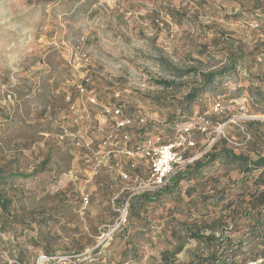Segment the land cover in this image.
<instances>
[{
	"label": "rangeland",
	"instance_id": "374dc122",
	"mask_svg": "<svg viewBox=\"0 0 264 264\" xmlns=\"http://www.w3.org/2000/svg\"><path fill=\"white\" fill-rule=\"evenodd\" d=\"M234 56L236 68L183 103L202 78L177 69L219 70ZM105 107L143 116L131 141L172 143L188 165L225 146L255 159L264 152V0H0V192L11 200L0 207V264H220L222 248L251 231L248 212L264 207L263 170L249 174L219 154L155 201L142 198L102 241L127 181L113 170L93 176L86 142L103 151L114 133L110 147L131 167L125 131ZM134 164L144 175L146 159ZM257 228L264 235V222ZM254 246L244 244L236 264Z\"/></svg>",
	"mask_w": 264,
	"mask_h": 264
},
{
	"label": "built area",
	"instance_id": "2783aa9c",
	"mask_svg": "<svg viewBox=\"0 0 264 264\" xmlns=\"http://www.w3.org/2000/svg\"><path fill=\"white\" fill-rule=\"evenodd\" d=\"M79 90L85 92L86 88L81 84L79 85ZM92 100L94 101V99ZM72 108L74 107L72 106ZM105 113L111 115V118L114 120L115 129L125 131V144L121 153L128 158V165L131 167H122L120 162H118L119 151L111 149L110 146L113 145L114 133L103 137L100 143V146L104 147L103 151L94 146L93 139L86 142L85 146L87 149L82 154V158L84 163L88 167H91L93 176L98 175L103 169L107 171L113 170L119 177L127 181V184L122 186L121 192L123 196L116 195L112 199L116 223L109 225L107 232H103L101 236L102 241L110 237L118 228L126 225L130 211V200L134 195L162 189L172 177L184 170L188 165L184 155L172 143L153 144L151 139L148 138L141 141H131L130 131L138 129L139 125L144 122V118L140 114L125 115L121 107H114L113 110L105 107ZM180 138L182 140H180L179 144L187 141L184 132L181 133ZM136 155H141L147 161L144 175L139 169L140 167H136V164H134ZM113 158L116 159L114 166L118 167H111L110 162ZM83 198L86 202L89 201L88 195H85ZM258 263L259 261H252L248 264Z\"/></svg>",
	"mask_w": 264,
	"mask_h": 264
},
{
	"label": "trees",
	"instance_id": "16d2710c",
	"mask_svg": "<svg viewBox=\"0 0 264 264\" xmlns=\"http://www.w3.org/2000/svg\"><path fill=\"white\" fill-rule=\"evenodd\" d=\"M236 65H237V59L234 56L232 58V60L230 61L229 66H225L219 70H211L208 72L200 73L199 71H197L194 68H189V69H185V70L177 69V71L174 74L179 78L190 76L192 73L196 74L195 72L199 73V75L202 78L201 83H199L198 85L191 86L189 88L188 92L184 95V97L182 99L183 103H185L186 105H190L197 98H199L201 94L205 93L206 88L209 85H211L218 77H221L227 71L236 68ZM157 83L160 84L161 86L165 87V88H168V87L174 85L173 80H166V79H161V80L157 81ZM261 124L262 123L260 121H257V120L250 121L248 123L249 126H252V125L258 126ZM141 132L145 134V132H147V128L143 129V131L141 130ZM222 150H223L222 152H219V151L209 152L206 154V157H204L203 159H197L193 165H187V167L184 170L178 172L174 177H172L171 180L168 182V184L165 187H163L162 189L154 191V192H144L138 196L134 195L132 197V199L130 200L129 214L131 212V207L134 209V208L139 207L141 205L140 200L142 198L145 199V201H147V202L153 201V200L155 201L156 198L151 196V195L161 196V195L165 194L167 191H171L172 186L179 184V182L181 181V179L185 175L184 173H186V172H188L190 174L200 173L207 165L213 163L219 154H224L225 156L229 157V159H231V160L242 162L243 164H245L247 166L246 170L249 174L254 172L255 170L262 169L263 171H262V174L259 176V178L264 179V152L263 153L258 152V156L255 159H253V158H250L249 156H247L243 153L237 154L232 149H230L226 146ZM32 175H33V173H31V174L25 173L24 177H30ZM259 194H260L259 201L261 202V204L263 203V205H264V190L260 191ZM10 206H11V200L8 199L7 197H5L0 192V207H1V209L3 211H9ZM114 214H115V210H114ZM248 214L253 218V225H252L251 231L249 232L248 235H246V237H245L246 239L243 238V239L237 241L236 244H233V242H230V244L227 248H222V254L224 256H223V258H222V256H220V258L222 260L220 264H236L237 263L235 261L236 256L243 249L244 244H246L248 242L255 243V246L252 249L253 253L248 255V256L246 255V257H244L241 260L240 264H248L249 262H252V261H258V258L262 257V255L264 254V250L260 249L261 246L264 248V235H261V233L258 231V228H257L261 223L264 222V207L258 209L256 213L248 212ZM128 218H130V217H128ZM187 231H188L189 235L191 236V238H194L195 240H197L199 242H203V243L211 245V246L213 245L214 241L216 240V237L213 233L205 234L202 231H192L190 229H188ZM212 254H214V251L212 252ZM229 260H231L232 262L229 263L228 262ZM217 263H219L218 260H217Z\"/></svg>",
	"mask_w": 264,
	"mask_h": 264
}]
</instances>
